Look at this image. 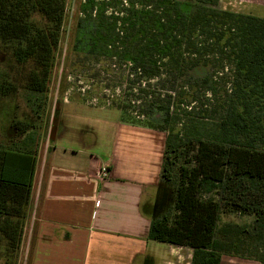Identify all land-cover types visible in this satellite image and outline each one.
<instances>
[{
	"label": "trees",
	"instance_id": "trees-1",
	"mask_svg": "<svg viewBox=\"0 0 264 264\" xmlns=\"http://www.w3.org/2000/svg\"><path fill=\"white\" fill-rule=\"evenodd\" d=\"M220 1L125 0L121 28L101 15L81 18L76 63H88L94 78L102 72L105 87L138 94L143 114L119 105L123 122L167 134L161 180L173 203L152 219L149 239L190 247V264H221L224 255L264 264V17ZM65 2L0 0L3 43L19 63L36 64L29 82L36 116ZM35 12L43 24L31 19ZM9 129L16 132L0 140V264H18L39 144L23 122ZM224 212L253 220L221 222Z\"/></svg>",
	"mask_w": 264,
	"mask_h": 264
},
{
	"label": "crops",
	"instance_id": "crops-1",
	"mask_svg": "<svg viewBox=\"0 0 264 264\" xmlns=\"http://www.w3.org/2000/svg\"><path fill=\"white\" fill-rule=\"evenodd\" d=\"M112 109L65 104L40 139L20 263L23 258L24 264L156 259L150 223L172 206V190L161 180L167 134L123 122ZM103 166L108 172L102 178ZM168 245L173 256L176 245Z\"/></svg>",
	"mask_w": 264,
	"mask_h": 264
},
{
	"label": "rangeland",
	"instance_id": "rangeland-1",
	"mask_svg": "<svg viewBox=\"0 0 264 264\" xmlns=\"http://www.w3.org/2000/svg\"><path fill=\"white\" fill-rule=\"evenodd\" d=\"M95 1L101 8L100 11L91 7V0H66L65 2L60 41L54 54L46 94L43 95L45 104L40 116L35 115L32 109L33 100H29V97L33 96L29 94V82L36 67L35 62L30 60L26 63H19L13 55L12 47L3 43L0 36V140L10 138L16 132V130L10 132L9 126L14 127L23 122L27 130H35L39 134L40 141L49 133L51 126L56 122L58 112L65 104L114 108L112 109L113 114H118L119 105L129 104L131 112L137 115L143 114V103L140 102L138 94H120L118 88H107L102 72L94 78L90 76L92 68L88 63L85 67H80L76 63L77 53L74 48L78 44L81 32L77 30L79 19H86L89 15L96 19L104 16L117 28L122 27L121 8L125 0ZM220 5L264 17V0H221ZM31 19L37 24L45 22L43 15L39 12L33 13ZM84 48V43L80 42L78 49L84 50ZM157 114L154 112L151 118L161 120L162 117H156ZM17 137H20V134ZM252 220L253 216L249 214L224 212L220 221L245 224ZM154 244L158 246V249L156 259L150 264H190L192 255L190 247L176 245L173 257L170 255L168 243L154 241ZM21 260H23L21 263L18 260V264H24V258ZM168 260L171 262H166ZM221 264L254 263L246 262L244 259L225 257Z\"/></svg>",
	"mask_w": 264,
	"mask_h": 264
},
{
	"label": "built area",
	"instance_id": "built-area-1",
	"mask_svg": "<svg viewBox=\"0 0 264 264\" xmlns=\"http://www.w3.org/2000/svg\"><path fill=\"white\" fill-rule=\"evenodd\" d=\"M108 169L106 166H103L100 170L101 177H105L107 175Z\"/></svg>",
	"mask_w": 264,
	"mask_h": 264
}]
</instances>
